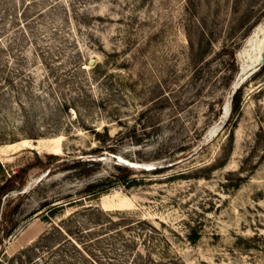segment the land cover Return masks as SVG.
Masks as SVG:
<instances>
[{"label":"rangeland","instance_id":"rangeland-1","mask_svg":"<svg viewBox=\"0 0 264 264\" xmlns=\"http://www.w3.org/2000/svg\"><path fill=\"white\" fill-rule=\"evenodd\" d=\"M263 25L264 0H0V187L32 167L0 264H264Z\"/></svg>","mask_w":264,"mask_h":264},{"label":"trees","instance_id":"trees-1","mask_svg":"<svg viewBox=\"0 0 264 264\" xmlns=\"http://www.w3.org/2000/svg\"><path fill=\"white\" fill-rule=\"evenodd\" d=\"M261 71H264V68H262L259 72H261ZM239 111H240V101L237 99V96H235L234 97V101H233V105H232V117L238 115ZM48 159L49 160H55L56 157L55 156H48ZM79 164H80V162L79 163H74L73 166H77ZM31 168L32 167L29 166L26 169H22L20 172H18L16 174H14L13 176H11V178L8 179L7 182L3 186L0 187V211H1L2 207H3L2 198L4 196H6L12 190V188L15 186V184H16V182L18 180H23V178L27 175V173L31 170ZM115 179H117V181H119V182L126 183L128 181V176L126 175V176H120V177H117V178L115 177ZM113 184H115L114 181H109L107 183V185H108L107 187H110ZM103 187H105V185H103V186L101 185V187L100 186L91 185V186H89L86 189V193H88L89 195L95 194L97 189L103 188ZM6 217H7V214H6V209H5V210L2 211V221L3 222H4V219ZM9 235H10L9 232L6 229H4L3 238L8 237Z\"/></svg>","mask_w":264,"mask_h":264},{"label":"bare ground","instance_id":"bare-ground-1","mask_svg":"<svg viewBox=\"0 0 264 264\" xmlns=\"http://www.w3.org/2000/svg\"><path fill=\"white\" fill-rule=\"evenodd\" d=\"M262 31H263V35H264V25H263V27H262ZM263 51H264V40L260 43V46H259V52H258V55H257V58H256V61L259 63V62H261L262 61V54H263ZM262 65V64H261ZM260 65V66H261ZM260 66L258 67V69L254 72V73H257V72H259L261 69H260ZM242 83H243V81L242 80H239V82L236 84V86H240V88H241V86H242ZM225 117H226V115H225ZM220 127V126H219ZM213 133L214 134H216L217 133V130H215V131H213ZM58 144H56V146H57ZM58 149V148H57ZM56 154H60L59 153V151H57V153H55V155ZM122 156V155H121ZM103 159V158H102ZM118 159L119 160H117L119 163H124V164H129V165H131V168H134V169H138V168H141V169H143V170H146V171H154L156 168H155V165L153 164V163H146V164H144V165H139V164H136V163H132L131 161H126V160H124V161H122V158L120 157V156H118ZM108 162V161H107ZM106 162V163H107ZM111 162V161H110ZM109 162V163H110ZM112 163V162H111ZM130 167V166H129ZM31 183H33V182H31ZM31 185V184H30ZM31 186H29V188H30Z\"/></svg>","mask_w":264,"mask_h":264},{"label":"water","instance_id":"water-1","mask_svg":"<svg viewBox=\"0 0 264 264\" xmlns=\"http://www.w3.org/2000/svg\"><path fill=\"white\" fill-rule=\"evenodd\" d=\"M94 62H92V64H93ZM261 63H262V65L260 66V69L261 68H264V51H263V54H262V61H261ZM239 87L240 86H236L235 87V91H234V93H232V95L230 96V98H229V101H228V103H227V107H226V109H224V112H225V115H226V117H228L229 115H230V113H231V111H232V105H233V101H234V97H235V95H236V91H237V89H239ZM225 117V118H226ZM71 160H76V159H71ZM119 160V159H118ZM128 166H130L131 167V165H129V164H127Z\"/></svg>","mask_w":264,"mask_h":264}]
</instances>
